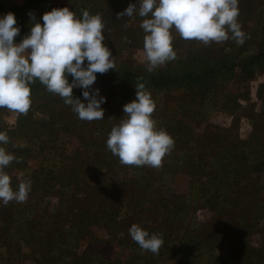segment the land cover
Segmentation results:
<instances>
[{"label":"rangeland","instance_id":"rangeland-1","mask_svg":"<svg viewBox=\"0 0 264 264\" xmlns=\"http://www.w3.org/2000/svg\"><path fill=\"white\" fill-rule=\"evenodd\" d=\"M129 3L138 0H0V18L9 12L16 18V43L53 8L68 7L77 18L83 10L99 14L103 43L115 58V69L92 85L105 98L102 120H80L45 90L31 97L26 116L0 108L7 151L21 160L8 172L13 190L32 182L26 202L0 201V243L6 239L9 247H0V264H264V64L247 74L218 70L201 88H146L156 104L152 118L174 139L173 150L161 168L98 172L111 128L136 99L135 87L116 78L125 71L172 73L219 63L227 71L230 63L264 56V0H239L238 22L249 37L242 45L229 39L205 46L173 32L177 59L151 72L142 18L116 19ZM73 96L87 103L82 89L74 88ZM102 211L113 215L108 225L98 221ZM133 224L162 237L158 255L131 238ZM29 236L35 245L24 242Z\"/></svg>","mask_w":264,"mask_h":264},{"label":"clouds","instance_id":"clouds-1","mask_svg":"<svg viewBox=\"0 0 264 264\" xmlns=\"http://www.w3.org/2000/svg\"><path fill=\"white\" fill-rule=\"evenodd\" d=\"M134 14L142 18L139 26L145 33L143 51L149 72L177 59L173 32L185 41L205 46L229 39L242 45L249 38L238 22L239 0H138V4L129 3L117 13L116 19H134ZM30 19L35 21L31 14ZM42 21V25L34 22L30 33L16 43L20 29L15 26L14 14L9 12L0 18V108L17 117L26 116L32 104L30 85L38 80L49 93L58 95L70 106L80 120L104 119L101 105L105 98L99 96L98 89L92 90V85L97 73L115 69V58L103 43L102 17L83 10L77 18L68 7H63L44 13ZM140 79L135 86L136 99L123 106L125 118L111 128L106 146L122 165L161 168L175 141L164 129L157 128L152 118L156 104ZM74 88L82 89L87 103L74 98ZM9 142L7 133L0 132V144ZM13 161L21 162L0 147V201L4 205L26 202L31 191V180L20 182L18 190H13L11 177L5 171ZM129 233L141 250L159 254L164 243L160 235H149L137 224L131 226Z\"/></svg>","mask_w":264,"mask_h":264},{"label":"trees","instance_id":"trees-1","mask_svg":"<svg viewBox=\"0 0 264 264\" xmlns=\"http://www.w3.org/2000/svg\"><path fill=\"white\" fill-rule=\"evenodd\" d=\"M36 22H39L42 25L43 24L42 17L38 18ZM219 64H218L219 66H216L215 68L205 66L204 68L196 69L195 71H192L190 69L188 71L183 70L181 72H172V73L157 71V72L152 73V74H137V73L125 71V72H122L121 75H119L116 78V80L120 81L122 83H125L129 86L135 87L137 82H138V78H141L139 80V82L144 83L145 88L152 89V90L161 89V90L167 91V90H179L182 88H190V87L201 88L203 86V83L206 81L205 79L212 76L211 73L216 74L218 72V70H224V72H226V75H228L229 69L231 67H236L238 72H241L243 74L244 73L247 74V73H249V71L254 66L264 64V56L257 54L255 56L246 58L243 62H241L239 64L233 65L230 63L231 65L229 64V66H228L229 68H227L228 69L227 71L224 68L226 63H219ZM96 77H97L96 78L97 82L103 80L102 76L99 73L96 74ZM68 80L70 82L72 81L71 75L68 76ZM30 88H31V97H34V96L38 95L39 93H42L44 90L47 91L45 86L42 85L39 81H36L34 84H31ZM4 130H5L4 127L0 124V132H5ZM43 134H45V135L47 134L46 129H44ZM10 143L11 142H9L7 145L4 146L6 148V150H8V148L10 147ZM105 157H106V162L103 161L105 163L103 165L101 164V166L98 167L100 169V171H98V172L103 171L102 173L107 176L109 174L111 175L114 172L115 168L123 169V167H125V165H122L120 163L119 158L114 156L110 151L106 152ZM87 159H85L84 162L87 163ZM108 160H109V162H108ZM13 164H14V161L12 162V164L9 167H7L5 169V171L7 173L9 172L10 169H12ZM93 165H94L93 163H90L91 167H93ZM95 169H96V167L94 168L93 174L97 173ZM135 169L137 170L136 172L140 173V171H141L140 169H138V168H135ZM96 175H98V173ZM31 179H32V181H36V179H34V178H31ZM11 181H12V188H14L16 185L13 183L12 178H11ZM111 216H113V215L107 214L104 211H102V213L100 212V214H98V221L103 222L104 224L108 225ZM78 223L79 222H77V224ZM29 227L32 228L33 226H29ZM72 229H74V228H72ZM76 232H77V234H79L80 230L77 229ZM26 239L24 242L27 245L30 244L29 242H31V244L35 245V242L37 241V240L31 241L32 239H30V236L27 240ZM0 240H2V236H0ZM5 241H6V239L4 240L3 243H0V247L8 249L9 248V247H7L8 245L4 244V243H6Z\"/></svg>","mask_w":264,"mask_h":264}]
</instances>
